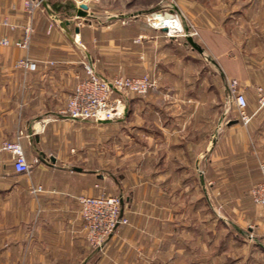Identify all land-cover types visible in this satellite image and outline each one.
Instances as JSON below:
<instances>
[{
	"label": "crops",
	"instance_id": "crops-1",
	"mask_svg": "<svg viewBox=\"0 0 264 264\" xmlns=\"http://www.w3.org/2000/svg\"><path fill=\"white\" fill-rule=\"evenodd\" d=\"M25 1L0 0V40L12 42L0 44V142L20 139L33 165L18 173L1 154L0 264H264V206L249 193L264 161V108L256 111L264 0H232L229 17H214L206 64L204 47L161 36L147 18L107 25L111 13L133 14L131 6L88 5L78 16L83 0H43L31 16ZM28 24L29 46L13 45ZM112 40L129 47L104 50ZM22 56L38 69L17 68ZM84 62L105 77L149 73L157 86L143 96L115 94L125 106L115 119L73 118L61 111ZM232 78L254 113L247 124L229 99ZM135 152L148 154L137 160ZM32 185L45 190L34 194ZM103 193L122 197L128 223L94 253L76 197ZM205 204L214 211V259L203 258L209 250L196 212Z\"/></svg>",
	"mask_w": 264,
	"mask_h": 264
},
{
	"label": "built area",
	"instance_id": "built-area-1",
	"mask_svg": "<svg viewBox=\"0 0 264 264\" xmlns=\"http://www.w3.org/2000/svg\"><path fill=\"white\" fill-rule=\"evenodd\" d=\"M43 0H26L25 8L32 16L34 11L41 7ZM7 24V22H5ZM33 32L32 24L24 28V37L13 45L26 48L31 43ZM0 44L11 45L8 38H2ZM51 63H54L51 61ZM15 66L24 70H37L38 63L29 56L20 57ZM85 76H77L78 83L70 94L66 106L61 113L79 119L110 120L120 117L125 112L122 100L115 97L121 92H131L140 96L146 95L157 86V81L150 74L141 76L116 75L105 77L100 75L92 63L84 62ZM229 98L235 102L239 119L247 124L254 113L248 112V98L243 91L244 87L236 78L228 80ZM257 110L264 108V85L256 86ZM8 152V161L18 173H30L32 163L27 159L20 139L3 140L0 142V162L2 152ZM261 179L250 189V197L257 205L264 206V161L260 163ZM42 185H32L30 191L34 194L44 191ZM80 214L84 221L85 236L92 248L102 249L109 240L117 224L128 223V219L121 215L122 197L118 194H80L77 197Z\"/></svg>",
	"mask_w": 264,
	"mask_h": 264
},
{
	"label": "rangeland",
	"instance_id": "rangeland-1",
	"mask_svg": "<svg viewBox=\"0 0 264 264\" xmlns=\"http://www.w3.org/2000/svg\"><path fill=\"white\" fill-rule=\"evenodd\" d=\"M83 2H86L88 5H94L99 10L108 8L109 10L112 9L117 12L118 11L122 12L123 9H126L127 7L131 6V10L133 11V14L127 13L125 16H121L122 13L118 14L114 11L115 13H111L109 15L110 16L116 14L117 15L116 17H113L111 20L108 19L109 21L107 25L108 26L111 25L115 27L121 23L126 24L128 21L132 19L134 20L135 17H144V19L147 18L151 24L153 23L155 25L154 27L156 28V31L161 36L168 38L171 37L179 38L181 41L183 40L187 43H189L188 38H192L194 41H196L198 44L204 47L205 48L204 51H206V53L205 52L202 53V57H203V62L206 64L207 61L205 60V58L210 59L208 56H211V54L208 51L204 39L210 41V39L212 38V40H214V17H215V21L224 20L225 18L229 17L230 13L228 12L231 11L229 5L230 2H232V0H86V1L83 0ZM103 16L104 14H101V17ZM159 16H163V17L171 16L179 22L180 26L177 25L178 28L173 29V31H170V28H167L168 29L167 31H163L162 28L166 26L158 25L156 24L155 21ZM223 30L226 31L227 29L224 28ZM181 41L178 42L181 43ZM189 46H191V44H189ZM103 47L104 50L106 48L107 50L117 52L119 50H122L123 47H129V46L118 44L114 40H112V42L108 41ZM216 65L217 64L214 62V68H215L214 70H216L218 67ZM95 70L97 71L96 68ZM116 75H127V74L115 73L110 77ZM208 75L204 74L203 76V80L206 79L205 83H209ZM214 80H216L215 77ZM129 127H131L129 123L128 124L126 123V128L129 129ZM127 136L129 139V135ZM124 153L130 155L133 154V152H124ZM147 154L148 152H135V158L137 160L141 158L144 159ZM192 197H194L193 194L191 196V199L188 201V203L193 202L194 199H192ZM212 198H213L212 209L214 210V207L216 208V206H214V190H213ZM209 207L210 206H206L205 204L196 213L201 215L200 223H202L201 229L203 230V236H204L203 244L204 247L206 246V248H208L207 250H209V253L203 258L211 257V259L212 258L214 259V211H211ZM217 210L222 214H225V212L222 209H217ZM191 212H193V210L192 207L190 206L187 209V214ZM208 229L211 231V233L207 231ZM187 256L190 258L191 253L188 252Z\"/></svg>",
	"mask_w": 264,
	"mask_h": 264
},
{
	"label": "bare ground",
	"instance_id": "bare-ground-1",
	"mask_svg": "<svg viewBox=\"0 0 264 264\" xmlns=\"http://www.w3.org/2000/svg\"><path fill=\"white\" fill-rule=\"evenodd\" d=\"M155 21L156 24L158 25L166 26L167 28H170V31H173V29L178 28L177 25L180 26L179 22L171 16H167V17L159 16Z\"/></svg>",
	"mask_w": 264,
	"mask_h": 264
},
{
	"label": "water",
	"instance_id": "water-1",
	"mask_svg": "<svg viewBox=\"0 0 264 264\" xmlns=\"http://www.w3.org/2000/svg\"><path fill=\"white\" fill-rule=\"evenodd\" d=\"M88 9V4L86 3V2H81L80 3V6H79V10H78V12H77V15L78 16H85L86 15V10ZM163 29V31H167L168 29H167V27H163L162 28ZM190 40H192V38H190ZM193 42V41H192ZM120 216H122V210H121V215ZM118 227V224H117V226L114 228V230H113V232L110 234V236H109V238L111 237V235L114 233V231L116 230V228ZM108 238V239H109ZM100 250V247H97V248H95V250H94V253L95 252H98Z\"/></svg>",
	"mask_w": 264,
	"mask_h": 264
}]
</instances>
